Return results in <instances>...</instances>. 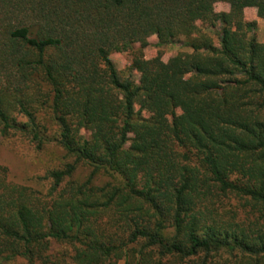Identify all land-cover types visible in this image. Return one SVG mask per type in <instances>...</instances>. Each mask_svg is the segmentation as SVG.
Returning a JSON list of instances; mask_svg holds the SVG:
<instances>
[{"label":"trees","instance_id":"1","mask_svg":"<svg viewBox=\"0 0 264 264\" xmlns=\"http://www.w3.org/2000/svg\"><path fill=\"white\" fill-rule=\"evenodd\" d=\"M248 8L264 18V0H0L1 139L74 158L46 189L0 163V264H264V43ZM152 36L191 51L147 59Z\"/></svg>","mask_w":264,"mask_h":264},{"label":"rangeland","instance_id":"2","mask_svg":"<svg viewBox=\"0 0 264 264\" xmlns=\"http://www.w3.org/2000/svg\"><path fill=\"white\" fill-rule=\"evenodd\" d=\"M229 9L230 5L226 2H218L215 5L216 11H229ZM245 19L256 23V31L253 35L260 42L264 43V18H260L256 10L248 8L245 10ZM199 24L202 25L201 23ZM207 31L214 37L215 43L219 45V37L216 32L211 29H207ZM149 43V46L144 49L147 59L154 58L161 53L163 60L168 61L171 57L182 51H191L186 46V39L184 37L172 44L160 46L157 36H152L149 39ZM111 58L123 78L131 74V77L136 82H139L140 74L137 71L129 70L133 58L131 53L113 52ZM0 141V163L8 166L12 180L38 189H46L50 186V181L40 180V177L46 175L51 169L64 168L67 163L74 160L73 157L67 155L63 147L55 142L48 143L42 149H37L33 143L20 136L4 139H1L0 136ZM127 146H129V143ZM90 171L91 168L88 165L81 163L70 178L84 181L90 174ZM60 251H68V254L72 253L70 246L61 245L53 241L52 252L58 253ZM11 264H27V262L23 258H18ZM63 264L75 263L68 255ZM119 264H124V261H121Z\"/></svg>","mask_w":264,"mask_h":264}]
</instances>
